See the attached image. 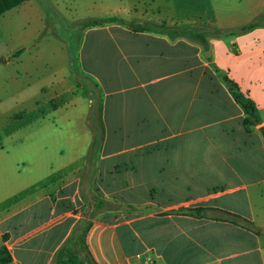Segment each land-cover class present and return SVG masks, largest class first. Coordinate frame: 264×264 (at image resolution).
Returning <instances> with one entry per match:
<instances>
[{
  "label": "crops",
  "instance_id": "crops-1",
  "mask_svg": "<svg viewBox=\"0 0 264 264\" xmlns=\"http://www.w3.org/2000/svg\"><path fill=\"white\" fill-rule=\"evenodd\" d=\"M32 4L11 8L18 21L53 7L98 16L78 19L84 27L70 63L33 84L23 79L29 71L16 70L5 80L19 86L0 85L6 264H55L83 222L96 264H264V0ZM107 17L126 24L86 26ZM173 28L226 34L205 48ZM26 45L0 52V84ZM225 77L258 108L261 123L249 131ZM91 113L100 137L90 163Z\"/></svg>",
  "mask_w": 264,
  "mask_h": 264
},
{
  "label": "rangeland",
  "instance_id": "rangeland-1",
  "mask_svg": "<svg viewBox=\"0 0 264 264\" xmlns=\"http://www.w3.org/2000/svg\"><path fill=\"white\" fill-rule=\"evenodd\" d=\"M44 1L46 0H32V5L33 7H38L40 3ZM18 9L19 8L11 9L6 12V14L0 16V52L9 50L11 46H18L20 44L26 47V44H30L29 52H24L20 58L19 64L15 61H10L9 68L2 72L3 80L0 85L8 90H12L14 86L20 85L12 78L5 80L7 76L11 77L14 75L16 70L19 72H22L24 69L29 71L32 78H26L24 74H21L25 82L33 84L42 77L50 75L55 69L70 63L71 58L75 56L76 39H78L77 36L79 35L81 26H83V24L78 23V19L98 16L96 15L98 13H95V11L93 13H87V10L84 11L82 7L72 8L68 12L53 7L51 13L39 15L32 12L30 15H24V17H21L18 21L20 17L18 15L20 14V10ZM42 17H45V20L42 21ZM15 29H18L20 32L18 40L15 39ZM238 30L239 28L227 32L234 33L239 32ZM26 32L29 33V36L22 35ZM33 37L36 39V43H33ZM56 37H61L69 42L68 52L64 51L65 48ZM61 49L63 52L60 51ZM34 54H36V56ZM65 71L67 72L66 69ZM88 128L91 130L90 126H88ZM86 155L88 161L91 163L94 156L90 153V148ZM80 209L83 210V207H80ZM77 226L78 224L76 227ZM71 234L72 233H70V235ZM76 234H78V232Z\"/></svg>",
  "mask_w": 264,
  "mask_h": 264
},
{
  "label": "trees",
  "instance_id": "trees-1",
  "mask_svg": "<svg viewBox=\"0 0 264 264\" xmlns=\"http://www.w3.org/2000/svg\"><path fill=\"white\" fill-rule=\"evenodd\" d=\"M25 0H0V15L6 12L7 10L17 6L21 2ZM121 22L126 24V22L117 17H107L102 21H94L86 23V26L92 24H98L103 22ZM133 30H138V27L131 26ZM249 25H245L239 28V32L246 30ZM162 31H171V29H167L165 27L160 28ZM174 33L184 35L191 40H195L197 42H201L205 48H208L207 38L214 37L219 38L223 34H226V31L220 29H203L200 31H192L184 28H173ZM231 33V32H228ZM80 81H84L85 84L87 82L94 85L93 81L88 77H79ZM225 81L229 87V91L235 100L244 110L245 116L243 118V126L246 131H249L251 127L258 125L261 123V119L259 116V111L254 103V101L248 97L247 95L239 92L236 89V85L230 81H227L225 77ZM91 86L90 84H88ZM90 127L93 132V140L90 147V153L93 154V150L98 143V139L100 137V131L98 126L96 125V121L93 118V113L90 114ZM194 212L196 214L200 213L199 209H195ZM89 226V222H83L82 224H78V226L73 230L72 234L66 239V241L61 245V247L56 251L54 255V263L55 264H96L89 255L87 250L84 235L86 232V228ZM78 232V234H76ZM11 260L10 254L7 252L4 246H0V264H6Z\"/></svg>",
  "mask_w": 264,
  "mask_h": 264
},
{
  "label": "water",
  "instance_id": "water-1",
  "mask_svg": "<svg viewBox=\"0 0 264 264\" xmlns=\"http://www.w3.org/2000/svg\"><path fill=\"white\" fill-rule=\"evenodd\" d=\"M207 55H209V51H207V53H206V55H205V56H207Z\"/></svg>",
  "mask_w": 264,
  "mask_h": 264
}]
</instances>
